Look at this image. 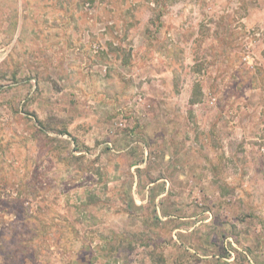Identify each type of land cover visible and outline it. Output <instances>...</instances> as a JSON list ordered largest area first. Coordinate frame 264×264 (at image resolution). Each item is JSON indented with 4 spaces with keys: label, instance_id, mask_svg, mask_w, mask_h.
Returning a JSON list of instances; mask_svg holds the SVG:
<instances>
[{
    "label": "rangeland",
    "instance_id": "obj_1",
    "mask_svg": "<svg viewBox=\"0 0 264 264\" xmlns=\"http://www.w3.org/2000/svg\"><path fill=\"white\" fill-rule=\"evenodd\" d=\"M0 264H264V0H0Z\"/></svg>",
    "mask_w": 264,
    "mask_h": 264
}]
</instances>
